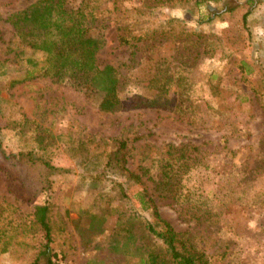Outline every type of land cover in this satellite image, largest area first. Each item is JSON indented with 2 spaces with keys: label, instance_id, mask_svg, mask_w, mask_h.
I'll return each instance as SVG.
<instances>
[{
  "label": "rangeland",
  "instance_id": "rangeland-1",
  "mask_svg": "<svg viewBox=\"0 0 264 264\" xmlns=\"http://www.w3.org/2000/svg\"><path fill=\"white\" fill-rule=\"evenodd\" d=\"M34 1L0 0V143L6 154L34 151L56 168L43 181L41 169L0 157V264L31 261L43 241L31 215L37 203L49 207L57 264L131 261L133 240L123 228H132L133 211L151 219L136 196L143 189L177 231L194 236L210 264H264V0L252 2L245 26L247 0L210 1L232 8L211 19L208 1L156 8L127 29L137 34L148 25L164 36L134 46L117 36L135 22L140 0H117L119 11L108 7L110 20L98 28L96 55L100 66L116 69L122 105L114 111L101 110L102 93L78 81L26 76L27 59L39 66L45 57L15 35L9 17ZM155 96L163 106L126 105ZM121 140L125 168L142 184L102 171ZM170 146L186 147L196 162L178 192L156 189ZM184 194L205 201V220L189 216Z\"/></svg>",
  "mask_w": 264,
  "mask_h": 264
},
{
  "label": "trees",
  "instance_id": "trees-1",
  "mask_svg": "<svg viewBox=\"0 0 264 264\" xmlns=\"http://www.w3.org/2000/svg\"><path fill=\"white\" fill-rule=\"evenodd\" d=\"M182 1L188 0H140L139 5L132 8L135 14L133 21L135 22L133 24H130L132 21L126 23V32L117 36L118 42L121 45L134 46L131 41H143L155 35L164 36L163 31L150 28L148 25H145L137 34L128 31L127 28L141 22L139 17L151 15V11L156 8L174 5L176 2ZM204 1H208L205 6L209 19L232 9L227 7L226 3L220 7L210 4V1L218 2L220 0H195L197 4ZM252 2L255 0H247L249 7L242 15L243 26H245L246 17L252 10ZM116 3L117 0H79L77 4L74 0H36L23 10L13 13L9 20L15 35L34 51L42 52L45 57L39 66L34 65L28 58L26 76L29 78L37 75H49L60 81L65 79L78 81L87 90L102 93L98 103L101 110L119 109L122 101L118 95L119 79L116 69L110 64L100 66L96 57L103 44L99 29L105 27L104 23L110 20L108 7H112L110 10L113 13L119 11L116 8ZM121 12L126 14L127 10ZM97 20H99L98 25L94 26ZM169 22L172 21L169 20ZM94 27L98 31L97 34H92ZM162 80L163 78H159L156 82L159 83ZM166 84H168L167 81L161 83L159 88L161 94L164 92ZM155 98L156 96L138 97V99L128 101L126 105L130 107L164 105V102L156 103ZM175 106L179 107L178 104ZM125 148L126 142L118 141L116 148L111 153L113 155L107 159L102 171L104 173L107 168H110L114 172L115 169L125 176V180L134 184H142L141 175L125 168ZM170 148L174 149L166 157H163L165 164L161 166V176L156 183V189L161 187L165 191L178 192L177 188L181 187L182 177L192 170V166L196 162L187 154L186 147L170 146ZM0 157L7 160L8 163H25L28 166L41 169L43 181L56 168L51 160L44 156H37L34 151L6 154L1 143ZM123 186L124 183L120 184V191L123 198H126L127 194L124 192ZM136 196L143 209L151 210V219H146L136 211H133L128 217V220L134 222L132 224V228L135 227L134 231L129 224H125L123 231L125 235L132 236V254L130 255L132 260L123 259L122 264H210L208 255L197 246L192 234L187 231H177L160 215L146 189L138 191ZM182 198L184 201H188V205H191L187 207V211H191L189 213L191 218H195L196 221L206 219L205 214L208 215L210 210L203 206L207 205L205 201L200 197L193 198L190 194H184ZM48 211L49 207L46 203H37L32 206V219L41 231L43 241L39 242L31 261L25 264H57V260H54L57 255L50 247L52 238ZM117 214V220L122 219L123 213L117 212ZM6 228H8L7 231L13 229L12 225L6 226ZM124 246L122 245L121 249H125Z\"/></svg>",
  "mask_w": 264,
  "mask_h": 264
}]
</instances>
